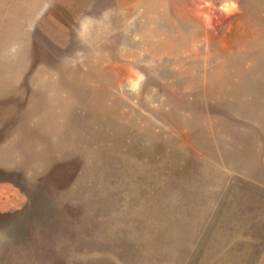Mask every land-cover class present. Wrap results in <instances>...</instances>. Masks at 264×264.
<instances>
[{
  "label": "rangeland",
  "instance_id": "obj_1",
  "mask_svg": "<svg viewBox=\"0 0 264 264\" xmlns=\"http://www.w3.org/2000/svg\"><path fill=\"white\" fill-rule=\"evenodd\" d=\"M0 264H264V0H0Z\"/></svg>",
  "mask_w": 264,
  "mask_h": 264
}]
</instances>
